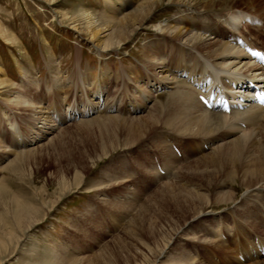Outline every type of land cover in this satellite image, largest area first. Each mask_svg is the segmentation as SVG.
Segmentation results:
<instances>
[{
	"label": "bare ground",
	"instance_id": "1",
	"mask_svg": "<svg viewBox=\"0 0 264 264\" xmlns=\"http://www.w3.org/2000/svg\"><path fill=\"white\" fill-rule=\"evenodd\" d=\"M44 1L51 5L54 16L93 45L101 58L105 50L119 51L132 40L153 21L159 8L176 10L154 25L155 37L146 42L144 60L138 61L141 69L131 73L121 69V87L132 84L136 88L133 96L140 101L126 105L115 97L110 101L109 80L104 74H99L102 79L91 71L85 84L70 89L62 85L60 75L53 87L61 105L55 108L58 119L52 122L48 107L38 97L23 89L11 93L13 81L0 67V89L11 88L7 101L11 107L1 129L10 132L15 142L14 146L4 145L0 137V173L23 171L29 158L31 164L41 166L50 152L54 156L53 145L82 131L81 126L87 123H95V129L108 139L101 150L51 171L52 180L61 185L63 193L80 183L94 160L120 145L132 146L148 139L168 154L161 162L160 169L165 172L160 171V176L156 173L155 179L160 177L162 184L140 204L134 198L130 175L106 172L108 178L118 176L112 182L117 188L105 193L101 189L106 185L99 184L95 196L131 216L130 223L112 244L95 254L70 253L60 247L53 253V264L86 259L100 264L112 247L120 253L119 259L106 264H264V108L250 105L230 113L218 112L206 109L198 99L199 93L210 90L226 93L233 100L245 96L248 101L251 83L264 84V69L247 51L250 47L264 50V0H105L97 17L81 9L67 16L59 8L61 0ZM0 34L7 40L13 38L2 26ZM21 78L27 81V74L23 72ZM115 88L119 91L120 87ZM46 91L51 94V87ZM79 98L83 108L77 105ZM93 114L95 117L83 120ZM78 138L84 140L82 135ZM175 143L188 150L184 160L173 152ZM76 165L80 177L70 180ZM12 195L6 175H0V203L11 198L6 203L11 212L18 213L23 226L33 227L40 220L39 210L12 199ZM166 201H174L175 209L165 210ZM220 204H227L225 220L221 211L213 210ZM209 220L216 223L197 228ZM188 241L208 246L205 244L206 251L200 256L195 244L189 249ZM124 253L128 256L121 262Z\"/></svg>",
	"mask_w": 264,
	"mask_h": 264
},
{
	"label": "rangeland",
	"instance_id": "2",
	"mask_svg": "<svg viewBox=\"0 0 264 264\" xmlns=\"http://www.w3.org/2000/svg\"><path fill=\"white\" fill-rule=\"evenodd\" d=\"M58 5L67 16L81 9L97 17L105 8V0H61ZM175 11V9L166 6L159 8L153 21L140 30L132 40L122 45L119 51L105 50L101 58L93 45L82 40L65 20L54 16L51 5L46 1L0 0V26L4 27L11 36L13 35V38L7 40L0 34V66L6 70L7 77L11 82L13 81V89L10 87L0 89V137H2L4 145H15L12 134L10 132L3 133L1 129L6 126V113L11 107L7 103L8 98L11 97L10 94L23 89L28 95L38 97L44 106L49 108L46 107L47 114L49 113V119L54 122L58 119L54 110L61 105V99L55 94L54 87L56 85L54 84L56 77L60 75L64 80L62 85H65L66 89H70L85 84L88 80L87 75L91 71L98 78L101 77L99 74H104L105 78L109 80L107 91L109 90L110 93L108 94L110 101L115 98L124 100L122 101L124 105L136 99L140 101V98L133 96V93H136V88L133 89L132 84H129L125 89L121 87V69L125 67L129 73L134 69H141L138 61L144 60L142 55L146 51V42L155 37L154 25L167 16L173 15ZM261 42L263 43L264 40ZM23 72L27 74V81H23L21 78ZM114 86L120 87L119 91ZM48 87H51V94L46 91ZM8 89L12 90L11 93L9 92L10 94ZM79 100L80 98L77 100V105L83 108L84 102ZM120 115L123 116V114ZM90 117H95V114ZM90 117L83 120H89ZM95 128V123L92 125L87 123L81 126L80 130L82 131H74L76 133L71 138L66 135L63 140H59L57 144L53 145L54 156H51L50 152L49 157L44 158L46 161L41 166H37V163L31 164L32 159L29 158L27 165L23 164L25 166L23 171L7 169L0 173L1 176L6 175L7 177L9 188L14 193L12 199L18 198L23 200L21 201L23 204L35 206L39 210L40 219L33 227L27 228L26 224L23 226L21 223L18 213L11 212L10 205L6 204L11 198L1 201L0 243L3 246L0 247V264H53V253L58 252L56 250H60V247L76 254L100 252L104 247L112 244L113 239L121 235L123 229L130 223L131 216L120 212L111 203L97 199L95 196L96 186L106 185L101 190L109 193L117 188L113 186V180L120 174H128L132 177V182L134 181V198L140 204L162 184L163 180L160 177H158L160 180L155 179L160 176L162 165L158 168L154 157L158 155L157 158L161 164L168 154L157 147L158 144L154 145L151 140L147 139L132 146L120 145V148L111 151L102 159L94 160L93 166L81 181L79 180L80 183L73 186L71 191L66 190L63 193L61 185L52 180L50 173L54 172L53 169L59 164H72L73 161H78V157L101 150L105 139L108 138ZM79 135H82L84 140L78 138ZM174 145L179 147L181 154H178L173 149L174 147L172 148L173 152L179 159L184 160L186 157L184 151L188 152V150L179 144L175 143ZM75 167L74 176H76L71 177L70 180L80 177L78 174L80 168L78 165ZM106 172L117 173L118 176L108 178ZM230 186L232 185L230 184ZM241 192L242 190H240ZM112 199H108V202ZM158 199V202L162 200L161 197ZM13 202L20 205V202L16 203L14 200ZM163 205L165 210H173L176 207L174 201H166ZM226 205L220 204L213 207V210L221 211V219L226 217L223 213ZM162 208L159 209L163 211ZM214 222L215 220L206 221L203 223L204 225L202 224L203 226L199 225L201 227L197 228H210L216 223ZM187 243H189V249L195 247L199 249L200 256L208 246L203 242L195 241L190 244L188 241ZM192 254H195L194 251ZM119 256L120 253L114 247L108 248L100 264L117 263ZM127 256L124 253L121 262ZM88 262L91 264L92 259L74 264H89Z\"/></svg>",
	"mask_w": 264,
	"mask_h": 264
},
{
	"label": "crops",
	"instance_id": "3",
	"mask_svg": "<svg viewBox=\"0 0 264 264\" xmlns=\"http://www.w3.org/2000/svg\"><path fill=\"white\" fill-rule=\"evenodd\" d=\"M1 67V66H0ZM3 68V67H2ZM4 69V68H3ZM6 71V70H5ZM5 76H7V72H6V74H5Z\"/></svg>",
	"mask_w": 264,
	"mask_h": 264
}]
</instances>
